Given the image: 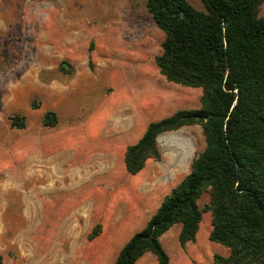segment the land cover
Masks as SVG:
<instances>
[{"label":"rangeland","instance_id":"obj_1","mask_svg":"<svg viewBox=\"0 0 264 264\" xmlns=\"http://www.w3.org/2000/svg\"><path fill=\"white\" fill-rule=\"evenodd\" d=\"M186 1L203 10L200 0ZM145 2L0 0L2 264H113L203 150L201 128L185 126L158 136L159 160L136 175L125 170V148L150 122L200 107V89L159 74L164 35ZM47 111L56 116L51 128L41 125ZM13 114L25 117L23 129L10 127ZM208 201L204 193L199 208ZM179 229L159 238L169 264L227 255L209 240L208 212L194 243L181 247ZM135 264L157 261L145 253Z\"/></svg>","mask_w":264,"mask_h":264},{"label":"trees","instance_id":"obj_2","mask_svg":"<svg viewBox=\"0 0 264 264\" xmlns=\"http://www.w3.org/2000/svg\"><path fill=\"white\" fill-rule=\"evenodd\" d=\"M200 1L203 10L186 0L145 2L164 35L155 57L159 74L169 83L200 89V107L150 122L125 148V170L136 175L147 161L159 160L157 138L165 132L197 125L205 146L113 264H135L145 253L157 264H169L159 238L179 224V245L194 243L204 212L210 214L209 240L227 249V255L213 256L214 264H264V16L257 14L264 0ZM9 124L23 129L25 117L13 114ZM55 124V114L45 112L41 125ZM204 193L209 201L200 209ZM100 229L96 225L88 239Z\"/></svg>","mask_w":264,"mask_h":264}]
</instances>
